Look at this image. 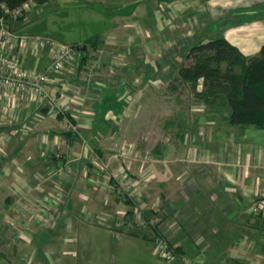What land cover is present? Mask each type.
<instances>
[{"label": "crops", "instance_id": "obj_1", "mask_svg": "<svg viewBox=\"0 0 264 264\" xmlns=\"http://www.w3.org/2000/svg\"><path fill=\"white\" fill-rule=\"evenodd\" d=\"M52 2L56 7L48 11ZM60 2H73V9L84 5L83 13L110 7L108 15L97 11L102 18L95 20L106 29L61 41L55 28ZM261 4L264 0H47L11 20L18 36H45L79 49L47 85L56 104L0 87V240L19 252L3 256L1 264L106 263L86 255L90 240L106 239L107 229L125 241L151 242L135 232L133 222L138 209L148 206L171 220L177 216L182 240L174 246L181 248L179 256L189 253L192 263L264 264V128L229 125L227 111L207 109L177 78L187 50L203 40L223 36L243 55H257L264 46L263 21L225 24L230 12ZM73 9L64 12L69 22ZM129 43L128 70L141 82L126 84L120 75L117 83H106L105 53L118 58ZM54 48L33 52L31 46H12L11 54L36 73L52 64ZM183 92L191 100L193 122L185 117L171 132L162 131L177 137L172 143H154L148 130V142L139 147V133L124 120L150 118L154 111L168 116L164 99L186 97ZM138 179L144 180L132 190Z\"/></svg>", "mask_w": 264, "mask_h": 264}, {"label": "rangeland", "instance_id": "obj_2", "mask_svg": "<svg viewBox=\"0 0 264 264\" xmlns=\"http://www.w3.org/2000/svg\"><path fill=\"white\" fill-rule=\"evenodd\" d=\"M60 3L63 4V6L59 8L62 14H60L57 17L58 24H56L55 28L57 29L58 35L62 38L61 41H64L66 43H71L72 41L76 42L78 41V38L82 36H84L85 38H89L94 36L96 33H103L104 29H106L105 24L96 22L95 20H99L102 18L99 15L100 13L98 12H102L103 13L102 16L110 14L112 11L109 9L110 7L97 5L94 8L96 9V12L92 13L91 10L88 13H83L82 7L85 8L84 5L82 7L78 6L80 8H74L75 9L74 10L73 2H70L71 4H67V2H60ZM54 7H56V5H54V2H52L50 7L48 8V11H51V9H55ZM72 9L75 12L72 13L73 22H69L70 17L68 18L66 16V13L64 12L67 11L71 12L70 10ZM177 26H179V24H177ZM181 26H183V24H181ZM63 29H65L66 31H64ZM66 33L72 34L71 36L72 38L66 37L67 36ZM129 45L130 43L128 44V46L122 47L121 52H118L119 53L118 58L113 56V54L105 53L106 57L102 63L103 64L106 63L108 66L110 65L109 66L110 69L108 68L106 72L107 75V77L105 78L106 83L108 82H110L111 84L117 83V81L120 80L118 79L120 75H121V79H123L124 83L126 84L128 83V81H133L132 82L133 84L134 82L138 84L137 81L141 82V78L139 77V75L135 76L137 74H134L132 71L130 72L128 70L129 65L131 66L132 63L131 59H133L132 56H130L129 51H127V49L131 48L129 47ZM188 51L189 49L187 50L186 53H188ZM116 59L118 60V62H116ZM184 63L189 65L192 62L187 61L185 58L182 64ZM186 87L183 88L184 92L188 91ZM175 88L177 89V87ZM159 94L160 92L158 93V95ZM184 95L186 97L183 96L177 97L176 94L174 95L170 94L167 96V99H164L166 101L164 106L168 107L170 111V114L168 116H166V113L162 114L160 111H154L153 117L150 118L147 116L145 117L144 115L142 118L138 117L137 119L130 120V118L128 117L127 119L124 120L123 123H127L125 124L127 128L134 129V131H137L139 133L137 135V141H138L137 145L139 147L141 146V144H145L148 142V138H149V135L147 134L148 130L152 129L154 132V134H152V140L154 141V143L162 142L165 139L169 143H172L174 140L177 139V137L171 133L169 135L164 134L162 131L168 130L171 132V130L174 129L173 126L177 127L179 120H184L183 118L185 117L187 123L189 122L191 124L193 122L190 115L191 100H189L188 93L186 94L184 93ZM158 99L160 100L161 98ZM176 99H179L180 101L179 100L177 101ZM182 100L184 102H182ZM156 104L157 103H155L154 106H156ZM158 104L159 107L158 106L157 107L160 109V104L162 103L159 102ZM167 122H170V125H168ZM187 129H188V124H187ZM99 162L100 159L95 154H93V163L98 165L96 166V168H99ZM143 180L144 179H142V181L141 180L139 181L138 179L137 183L133 184L132 190H134L133 188L139 189L140 184L143 182ZM145 180H147V178H145ZM137 201H138L137 204L139 205L140 200ZM140 208L138 209L137 214H135L133 218V222L135 223V226L137 228V229L135 228L136 229L135 232L140 233L141 238L142 237L149 238L151 242H142V239L140 241L139 240L125 241L124 238L120 236L121 234L118 235L119 233L116 232L117 230L111 231V230L103 229L105 231L104 235L106 236V239L102 240V237H100L97 240L98 244L96 242V239H91L90 243L92 244L87 245V248L85 247V252L86 253L88 252L86 254L87 256H91V257L95 256L99 258H104L101 260H105V259L107 260L106 263L94 262L95 264H148L149 262H150L149 264L151 263L152 264H183L181 258L187 260L186 262L188 264H201L199 263V261H195V260L192 263L191 261H193V259L190 257L191 255L189 253H187L184 256L175 255L173 253L172 245L182 240L181 238L182 233L177 229H175L174 221L177 220L176 215L172 216V220H171L167 213L165 212L160 213V211L158 210H156L155 212L154 210L155 208L153 210L149 206L147 208L145 207H140ZM126 216H129V214L127 213ZM169 220H171L173 223L169 222ZM111 225H117V223H113ZM124 226H128V228ZM123 227L130 229L129 225H123ZM192 246L194 245L191 242V245L189 246L188 249L191 250L193 248ZM7 249L8 248L4 247V242L0 240V264L2 263L3 256L4 257L11 256V258H13L19 254L18 248H14L10 250ZM112 259H114L115 262H113ZM9 264H11V262H9Z\"/></svg>", "mask_w": 264, "mask_h": 264}, {"label": "trees", "instance_id": "obj_3", "mask_svg": "<svg viewBox=\"0 0 264 264\" xmlns=\"http://www.w3.org/2000/svg\"><path fill=\"white\" fill-rule=\"evenodd\" d=\"M0 1H5L10 9H14L31 0ZM32 1L37 4L47 2ZM227 16L232 20L227 21L225 26L245 25L259 20L264 22V4L238 9ZM70 46L74 50L79 49L76 45ZM186 60L192 63L182 64L177 78L189 84L198 102L211 111H227L231 126L264 128V46L257 55L247 57L225 37L218 36L193 45ZM199 86L202 87L200 92ZM172 247L174 254L179 255L181 248Z\"/></svg>", "mask_w": 264, "mask_h": 264}, {"label": "built area", "instance_id": "obj_4", "mask_svg": "<svg viewBox=\"0 0 264 264\" xmlns=\"http://www.w3.org/2000/svg\"><path fill=\"white\" fill-rule=\"evenodd\" d=\"M34 1H29L20 7L10 9L5 1H0V87L15 89L22 93H33L42 100H50L56 104L55 98L50 95L47 85L53 82L63 68L71 61L75 50L69 46L55 42L44 36H18L9 25L11 20L23 18L31 10ZM12 46L26 50L31 46V51L55 47L52 64L44 70L31 73L22 67V61L11 54ZM260 206L254 208L257 214ZM174 253V250H172ZM168 258V257H167ZM183 264H188L181 258Z\"/></svg>", "mask_w": 264, "mask_h": 264}]
</instances>
